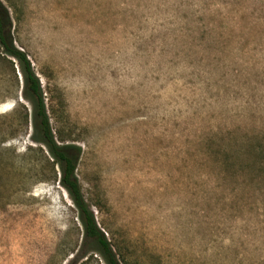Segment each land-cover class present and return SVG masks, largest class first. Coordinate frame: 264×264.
Here are the masks:
<instances>
[{"label":"rangeland","instance_id":"obj_1","mask_svg":"<svg viewBox=\"0 0 264 264\" xmlns=\"http://www.w3.org/2000/svg\"><path fill=\"white\" fill-rule=\"evenodd\" d=\"M1 1L118 255L264 264V0ZM22 82L0 48V264H104Z\"/></svg>","mask_w":264,"mask_h":264},{"label":"trees","instance_id":"obj_2","mask_svg":"<svg viewBox=\"0 0 264 264\" xmlns=\"http://www.w3.org/2000/svg\"><path fill=\"white\" fill-rule=\"evenodd\" d=\"M12 27L10 12L0 0V48L6 60L7 57L14 59L19 66L23 81V98L33 107L31 124L34 141L40 149L47 150L52 159V165L61 168L59 183L66 189L77 210L83 232L82 245L86 247L90 243L95 244L104 264H128L126 259L114 250L112 241L99 226L96 215L82 193L76 174L81 148L71 144L62 145L63 140L57 139L54 135L42 84L27 53L14 44ZM10 62L13 64L12 60Z\"/></svg>","mask_w":264,"mask_h":264}]
</instances>
